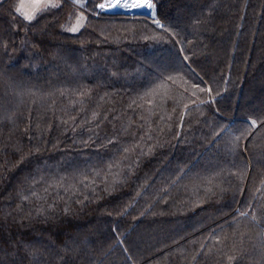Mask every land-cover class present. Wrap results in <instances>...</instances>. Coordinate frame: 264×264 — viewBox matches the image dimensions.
Masks as SVG:
<instances>
[{"label": "trees", "instance_id": "1", "mask_svg": "<svg viewBox=\"0 0 264 264\" xmlns=\"http://www.w3.org/2000/svg\"><path fill=\"white\" fill-rule=\"evenodd\" d=\"M82 1L0 0V264H264V0Z\"/></svg>", "mask_w": 264, "mask_h": 264}, {"label": "snow or ice", "instance_id": "2", "mask_svg": "<svg viewBox=\"0 0 264 264\" xmlns=\"http://www.w3.org/2000/svg\"><path fill=\"white\" fill-rule=\"evenodd\" d=\"M76 2H79V0H76ZM81 7H84L83 4L80 5ZM60 4L54 2V0H47V2H43V0H36V3L33 5V8L31 11H28L25 9L24 5L21 4L19 7H17L16 11L23 16V18L29 22H31L33 19H35V16L37 13H43L46 11H49L52 8H59ZM96 7H98L101 11H106V10H115L117 7L122 8V9H129V10H133V9H154V4H152L151 2H149V0H140V2H132L129 3L127 2V0H108L107 3H98L96 5ZM81 18H83V16L81 15ZM155 23L159 26V27H164L163 25H160L159 21H155ZM83 25L80 22V19H77L75 25H73L72 27L68 28L67 30L70 32H78L80 30V28ZM185 60H187V57H184ZM169 79H171V77H169ZM204 89H201V91H203ZM209 92H211V89H208ZM251 125L252 126H256V121H251ZM225 135L227 134V129H225ZM223 138V137H221ZM240 137L236 136L235 140H239ZM118 167V165H117ZM100 173H97V175H99ZM107 190V189H105ZM238 215L241 216H246L247 213L246 212H239Z\"/></svg>", "mask_w": 264, "mask_h": 264}, {"label": "rangeland", "instance_id": "3", "mask_svg": "<svg viewBox=\"0 0 264 264\" xmlns=\"http://www.w3.org/2000/svg\"><path fill=\"white\" fill-rule=\"evenodd\" d=\"M151 1V3L152 4H154L153 3V0H150ZM43 2H47V0H43ZM108 2V0H103L102 2H100V3H107ZM36 3V0H23V5H24V7H25V9L26 10H28V11H31L32 10V8H33V5ZM79 6L81 5V4H83L84 3V1H82V0H79V2H76ZM100 10V9H99ZM101 11V10H100ZM104 12H112V10H106V11H104ZM151 15L150 16H153V17H155V14H156V11H155V7H154V9H151ZM123 13H127L126 11L125 12H123ZM129 13H132V12H129ZM133 14V13H132ZM81 15L83 16V18H81ZM79 19H80V22H81V24L84 22V20H85V15L84 14H80V16H79Z\"/></svg>", "mask_w": 264, "mask_h": 264}, {"label": "bare ground", "instance_id": "4", "mask_svg": "<svg viewBox=\"0 0 264 264\" xmlns=\"http://www.w3.org/2000/svg\"><path fill=\"white\" fill-rule=\"evenodd\" d=\"M123 2V0H122ZM127 2L132 3V2H140V0H127ZM149 2H151L149 0ZM115 10H121V11H126V12H150L151 10L149 9H133V10H129V9H122L117 7Z\"/></svg>", "mask_w": 264, "mask_h": 264}, {"label": "water", "instance_id": "5", "mask_svg": "<svg viewBox=\"0 0 264 264\" xmlns=\"http://www.w3.org/2000/svg\"><path fill=\"white\" fill-rule=\"evenodd\" d=\"M112 12H115V13H123V12H125V11H121V10H112ZM127 13H129V12H127ZM133 14L134 13H137V14H142V15H148V16H150L151 15V12H132Z\"/></svg>", "mask_w": 264, "mask_h": 264}]
</instances>
